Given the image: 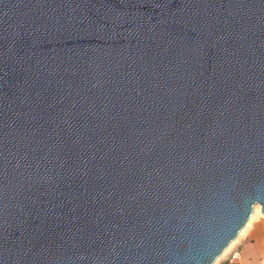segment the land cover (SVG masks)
Listing matches in <instances>:
<instances>
[{"label": "water", "instance_id": "1", "mask_svg": "<svg viewBox=\"0 0 264 264\" xmlns=\"http://www.w3.org/2000/svg\"><path fill=\"white\" fill-rule=\"evenodd\" d=\"M264 216V0H0V264H214Z\"/></svg>", "mask_w": 264, "mask_h": 264}, {"label": "crops", "instance_id": "2", "mask_svg": "<svg viewBox=\"0 0 264 264\" xmlns=\"http://www.w3.org/2000/svg\"><path fill=\"white\" fill-rule=\"evenodd\" d=\"M238 251L235 264H264V220L251 225Z\"/></svg>", "mask_w": 264, "mask_h": 264}, {"label": "rangeland", "instance_id": "3", "mask_svg": "<svg viewBox=\"0 0 264 264\" xmlns=\"http://www.w3.org/2000/svg\"><path fill=\"white\" fill-rule=\"evenodd\" d=\"M258 219L264 220V216L261 214H256L253 220H251L250 224H247L245 229L239 234L238 238L233 243H231V245L225 250V252L217 259V261L214 264H235V260L237 258L236 254H238L239 252L238 251L239 246L241 242L244 240V236L247 230Z\"/></svg>", "mask_w": 264, "mask_h": 264}, {"label": "bare ground", "instance_id": "4", "mask_svg": "<svg viewBox=\"0 0 264 264\" xmlns=\"http://www.w3.org/2000/svg\"><path fill=\"white\" fill-rule=\"evenodd\" d=\"M256 214H261V215H263V214L261 213V209H260L259 206H256V207H255L254 215L251 217V219L249 220L248 224H250L251 220H253V218L255 217ZM248 226H249V225H248ZM244 229H245V228H244ZM244 229H243V230H244Z\"/></svg>", "mask_w": 264, "mask_h": 264}, {"label": "built area", "instance_id": "5", "mask_svg": "<svg viewBox=\"0 0 264 264\" xmlns=\"http://www.w3.org/2000/svg\"><path fill=\"white\" fill-rule=\"evenodd\" d=\"M236 256H238V254H236Z\"/></svg>", "mask_w": 264, "mask_h": 264}]
</instances>
